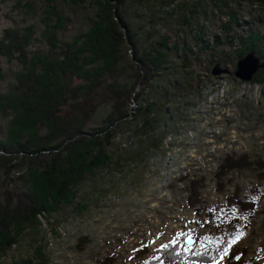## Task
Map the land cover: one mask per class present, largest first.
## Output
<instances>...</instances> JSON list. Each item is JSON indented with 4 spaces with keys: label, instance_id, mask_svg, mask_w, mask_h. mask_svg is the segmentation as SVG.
I'll return each mask as SVG.
<instances>
[{
    "label": "rangeland",
    "instance_id": "1",
    "mask_svg": "<svg viewBox=\"0 0 264 264\" xmlns=\"http://www.w3.org/2000/svg\"><path fill=\"white\" fill-rule=\"evenodd\" d=\"M162 1L143 5L128 1L125 11L139 47L167 41L170 76L179 86L178 102L167 106L177 121V132L166 134L160 148L149 140L136 141L125 154L127 160L88 179L64 213L44 220L40 232L25 234L1 257L0 264H22L23 259L35 258L40 246L49 257L48 264H160V260L164 264H215L219 258L209 263L203 260L219 251L224 233L237 232L246 233L236 244L249 245L245 261L264 264V179L258 177L264 169L232 171L222 189L216 177L227 153L264 160V83L254 77L243 80L235 73L240 35L244 38L257 29L264 37V0H175L160 13ZM55 2L68 17L58 38L71 41L86 28L91 3L75 9L65 0ZM47 7V0H0V39L6 29L34 24L37 40L32 51H49L50 45L40 38L48 22ZM150 11L157 22L152 21ZM126 52L129 60L132 52ZM223 58L228 59L226 63L220 61ZM216 63L230 71L213 74ZM20 68L18 62L0 57V92L9 91ZM126 68L129 63L122 68V82L130 83ZM108 108L98 109L94 126L101 123ZM7 120L0 116L1 136ZM116 143L123 147L129 142L119 138ZM203 176L201 200L192 206L187 183ZM239 200L257 202L259 212L239 209ZM209 208L216 211L208 212ZM177 233L190 235L192 243L185 244L186 237ZM172 239L178 241L175 249L161 248ZM227 263L228 258L222 262Z\"/></svg>",
    "mask_w": 264,
    "mask_h": 264
},
{
    "label": "trees",
    "instance_id": "2",
    "mask_svg": "<svg viewBox=\"0 0 264 264\" xmlns=\"http://www.w3.org/2000/svg\"><path fill=\"white\" fill-rule=\"evenodd\" d=\"M65 1L75 9L87 1L92 6L86 28L71 41L58 38V32L67 27L68 17L62 15L55 0H47L48 22L40 37L50 45L49 51H32L37 40L34 24L6 29L0 39V57L21 65L9 91L0 92V116L8 119L6 131L0 135V259L25 234L40 232L44 220L64 213L88 179L111 164L127 160L125 154L136 141L143 144L149 140L150 145L160 148L166 134L178 130L167 106L177 103L179 94L169 72L168 58L172 57L167 41L164 38L155 45L139 47L137 32L125 11L128 1L143 5L152 0ZM174 1L163 0L160 13ZM150 12L152 21L157 22ZM240 39L237 58L256 51L264 59V37L257 29L244 38L240 35ZM126 49L132 52L129 60ZM227 60L220 59L222 63ZM128 63L131 81L123 83L122 68ZM185 80L191 85L187 77ZM254 80L264 83V68ZM105 105L108 111L94 126L98 109ZM161 125L167 129L160 131ZM119 138L129 143L118 147ZM251 167L264 169V160L252 159L246 153H227L216 172L220 188L232 171ZM258 177L264 179V172ZM204 181L203 176L187 183L192 206L201 200ZM236 204L239 209L259 212L257 202L239 200ZM223 235L225 241L219 251L203 262L217 260L221 249L235 236ZM248 250L249 245H235L227 264H248ZM240 254L242 258L236 260ZM21 262L48 264L49 257L40 246L35 258Z\"/></svg>",
    "mask_w": 264,
    "mask_h": 264
},
{
    "label": "water",
    "instance_id": "3",
    "mask_svg": "<svg viewBox=\"0 0 264 264\" xmlns=\"http://www.w3.org/2000/svg\"><path fill=\"white\" fill-rule=\"evenodd\" d=\"M262 68H264V59L256 51H249L247 54L238 59L235 73L239 78L250 81ZM229 71V68L221 67L220 63H216L212 69L213 74L222 72L227 73Z\"/></svg>",
    "mask_w": 264,
    "mask_h": 264
},
{
    "label": "snow or ice",
    "instance_id": "4",
    "mask_svg": "<svg viewBox=\"0 0 264 264\" xmlns=\"http://www.w3.org/2000/svg\"><path fill=\"white\" fill-rule=\"evenodd\" d=\"M207 211L213 212L216 210L209 208V209H207ZM181 235H184L186 237V239L184 240L185 244L192 242V237L190 235H188L186 233H177V236H181ZM245 235H246L245 232H237L236 235L231 239V241L228 242V246L226 248L221 249L219 260H217L215 262V264H222V262L225 261L226 258H228L230 256L233 247L236 244H238L240 241H242V239L245 237ZM152 243H155V241H153ZM219 243H221V244L224 243L223 239H221L219 241ZM177 244H178L177 239H172L168 244L161 245V248L162 249H168L169 247H171L172 249H175L177 247ZM143 247H147V245H144ZM141 250H143V249H137L136 251H141ZM241 258H242V254L235 256L236 260H240ZM156 259L159 260L160 258L156 257ZM144 264H148V262L145 261ZM160 264H164V261L160 260Z\"/></svg>",
    "mask_w": 264,
    "mask_h": 264
}]
</instances>
